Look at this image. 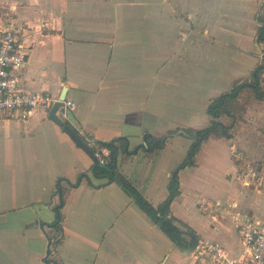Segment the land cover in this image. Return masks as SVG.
Here are the masks:
<instances>
[{
    "label": "crops",
    "instance_id": "0c3cea01",
    "mask_svg": "<svg viewBox=\"0 0 264 264\" xmlns=\"http://www.w3.org/2000/svg\"><path fill=\"white\" fill-rule=\"evenodd\" d=\"M263 3L0 0V29L31 32L23 84L60 98L66 91L75 103L66 117L57 114L66 126L100 142L128 140L135 153L120 156L119 171L158 208L192 143L181 131L209 127L210 102L260 64ZM251 113L264 118V101L236 124L221 117L230 136L202 145L195 164L180 171L171 205L187 242L217 243L236 260L240 225L264 223V184L243 169L259 142ZM146 136L166 138L163 148L148 153ZM93 163L49 113L0 119V264H191L118 183L92 176ZM61 192L60 231L53 224Z\"/></svg>",
    "mask_w": 264,
    "mask_h": 264
},
{
    "label": "trees",
    "instance_id": "16d2710c",
    "mask_svg": "<svg viewBox=\"0 0 264 264\" xmlns=\"http://www.w3.org/2000/svg\"><path fill=\"white\" fill-rule=\"evenodd\" d=\"M263 10L264 3L257 18L258 28L256 32V42L258 44H264ZM263 75L264 54L260 64L254 69L250 78L238 81L233 85L231 90L223 93L210 102L207 108V113L212 118V124L209 127L200 130L186 129L184 131L185 134L192 139L187 158L181 165L177 167L176 170L172 172L170 183L168 186L169 195L166 201L158 208H155L153 205H151L143 196V194H141L133 186V184L119 171L120 156L132 155L133 153H135V151H129V142L125 138H119L111 142L98 141L99 146L106 147L111 151L110 161L107 165H101L98 159L95 157V151L89 149L94 160V163L90 169L92 176L96 179H107V183H118L123 188V190L135 200L139 207L153 219L155 223L162 224L161 228L163 229V231L169 235V237L177 246L191 247L193 245V240H191L190 242L186 241L182 229L176 224L178 221L171 217V205L180 194L179 173L182 169L188 166H193L195 164L197 154L200 152L202 145L209 138L230 136L231 126H225L220 121L221 117L226 116L232 119L233 124H236L237 122L243 120V116L247 112V108L252 102L264 101V89L262 88ZM73 131L86 145L85 138L75 130ZM165 140L166 138L156 139L151 136H146V145L143 148L148 153H154L163 148ZM136 150L138 151L139 149ZM85 178H89L88 173L81 175L77 183L73 185V187L78 186ZM60 195L61 202L57 207V219L53 226L61 231L60 224L63 220L62 209L64 206V193L61 192ZM188 230L191 231V229ZM56 242L58 243L59 239Z\"/></svg>",
    "mask_w": 264,
    "mask_h": 264
},
{
    "label": "built area",
    "instance_id": "2783aa9c",
    "mask_svg": "<svg viewBox=\"0 0 264 264\" xmlns=\"http://www.w3.org/2000/svg\"><path fill=\"white\" fill-rule=\"evenodd\" d=\"M30 37L31 32L24 27L0 29V119L27 122L37 112L49 113L57 103L62 104L57 114L66 117L67 112L75 108L73 101L61 100L46 91H36L23 84L29 51L26 41ZM62 108L64 112L61 113ZM83 137L86 147L95 151L99 163L107 165L111 151L99 146L94 138ZM239 233L244 250L238 260L231 258L217 243L206 240L199 241L196 251L209 264H264V223L247 220L240 225ZM46 259L49 261L50 255Z\"/></svg>",
    "mask_w": 264,
    "mask_h": 264
},
{
    "label": "rangeland",
    "instance_id": "374dc122",
    "mask_svg": "<svg viewBox=\"0 0 264 264\" xmlns=\"http://www.w3.org/2000/svg\"><path fill=\"white\" fill-rule=\"evenodd\" d=\"M10 18L11 16H7V15L3 16V20L5 23H7L6 20H9ZM262 88L264 89V75L262 77ZM255 116H256L255 113H251L249 116V120H250V124L252 123L251 125H253L254 127L255 138H257L259 141L255 143V147L257 148V151L255 152L256 155L254 154H251L250 156L247 155L248 160L246 164H244L243 169L247 171V174H249L248 176L249 178L258 177L257 180H259V183L264 184V123L260 122L264 120V118L260 120H256ZM253 121L255 124H253ZM259 183H257L256 185H258ZM197 257L199 258L198 260L196 259ZM190 258H191L190 260L191 264H200V263L204 264V262H202L203 261L202 258L199 256V253L196 250L190 253Z\"/></svg>",
    "mask_w": 264,
    "mask_h": 264
},
{
    "label": "water",
    "instance_id": "95a60500",
    "mask_svg": "<svg viewBox=\"0 0 264 264\" xmlns=\"http://www.w3.org/2000/svg\"><path fill=\"white\" fill-rule=\"evenodd\" d=\"M66 91L63 93L61 100L65 99ZM62 106L61 103L55 104V106L52 108V110L49 112L50 118L53 119L55 122H57L59 125L63 126L64 131L67 132L72 139L80 146L82 147L87 153L91 155L90 150L86 147V145L81 141V139L75 134V132L68 126H66L61 119L57 116L58 109ZM61 113L64 112V109L62 108ZM182 134H185L184 131H181ZM162 226V224H160ZM193 245L191 247H182L183 252L185 253H191L198 249L199 247V239L196 236H193Z\"/></svg>",
    "mask_w": 264,
    "mask_h": 264
}]
</instances>
